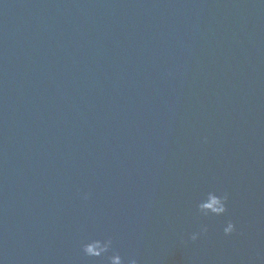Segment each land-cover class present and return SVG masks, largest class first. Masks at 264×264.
<instances>
[{
	"label": "water",
	"instance_id": "obj_1",
	"mask_svg": "<svg viewBox=\"0 0 264 264\" xmlns=\"http://www.w3.org/2000/svg\"><path fill=\"white\" fill-rule=\"evenodd\" d=\"M108 237L264 264V0H0V264H101Z\"/></svg>",
	"mask_w": 264,
	"mask_h": 264
},
{
	"label": "clouds",
	"instance_id": "obj_2",
	"mask_svg": "<svg viewBox=\"0 0 264 264\" xmlns=\"http://www.w3.org/2000/svg\"><path fill=\"white\" fill-rule=\"evenodd\" d=\"M207 138H205V141ZM89 194H85L84 198L87 199ZM229 200V194L224 193L218 195L215 191L207 193L206 198L201 200L198 204V210L201 214L207 216L209 214L222 215L228 211L227 201ZM236 224L233 221H229L224 228L225 234H231L235 232ZM208 226L202 225L200 231L193 232L191 234V240L196 241L202 234H207ZM83 251L89 257H107V260L101 261V264H139V261L135 257L125 258L119 251L113 250V239L108 237L106 239H92L83 244ZM111 253L110 255H108Z\"/></svg>",
	"mask_w": 264,
	"mask_h": 264
}]
</instances>
